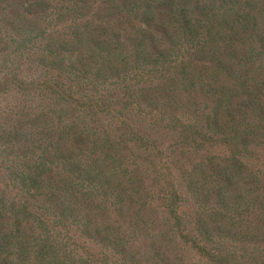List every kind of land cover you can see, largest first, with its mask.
Masks as SVG:
<instances>
[{
  "label": "rangeland",
  "instance_id": "obj_1",
  "mask_svg": "<svg viewBox=\"0 0 264 264\" xmlns=\"http://www.w3.org/2000/svg\"><path fill=\"white\" fill-rule=\"evenodd\" d=\"M116 1L0 0V205L28 192L39 200L58 194L40 209L59 250L29 264H264V131L256 129L263 122L249 109L237 112L238 131L258 134L247 149L229 141L234 133L222 135L220 124L233 118L229 105L237 106L238 95L264 111L257 44L264 42V0H240L227 16L236 27L239 11L251 22L239 27L234 46V31L222 24L226 1H214L220 13L191 37L182 11L204 17L211 4L125 0L120 15L134 29L121 39L126 50L113 54L117 40L104 17L116 15ZM161 4L168 16L158 12ZM132 5L141 7L138 16ZM157 30L162 35L153 37ZM201 109L217 122L208 133L214 144L199 135L185 140L173 123L162 135L148 130L164 115L203 131ZM93 121L100 124L90 131ZM121 127L144 143L122 139ZM225 158L231 175L221 169ZM203 222L215 243L200 235ZM232 232L242 236L227 238ZM10 236L0 231V244Z\"/></svg>",
  "mask_w": 264,
  "mask_h": 264
},
{
  "label": "trees",
  "instance_id": "obj_2",
  "mask_svg": "<svg viewBox=\"0 0 264 264\" xmlns=\"http://www.w3.org/2000/svg\"><path fill=\"white\" fill-rule=\"evenodd\" d=\"M151 1L152 0H144V3L149 7L155 6V4L152 3ZM214 1H217V0H206V2H203V3H202V0H200L198 2L197 7L207 6L209 4L215 7V9H213L212 11H209V13H207L204 17H196L194 15H191L188 17L186 13L182 11V15H183L182 19L185 22L184 23L185 28L188 30L191 37H193L194 34H199L200 30L205 29L207 24H209L210 21L214 17L217 16V13H220V11L216 9ZM224 1H226L227 8L225 7L223 9V12H226V15L223 16L224 19L222 20L223 29L226 26H228L227 27L228 29H231V31H234V44H233L234 46L235 44L240 43V41H237L239 27L241 26L244 28H248L251 22L247 20L248 18L247 14L245 13L241 14V11H239V15L242 17H240L239 20L236 21V23H239V26L236 27L235 23L232 22L230 18H228L227 16L231 14L233 11H235L237 6L239 5L238 3L240 0H231L232 3L229 0H223V2ZM116 2H117L116 5H118L116 10H114V13L116 15L115 16L108 15L104 17L105 20L109 22L105 24L108 27H110V29L113 31V34H114L113 38H116L117 40V48L115 44L113 54H116L119 47H123V49L126 50V46L125 44L121 42V39L125 36V33L127 31L129 34L134 29V26L132 24H129V22L125 20L124 18L125 16L123 17V15H120L121 10L124 8V6H126L125 0H117ZM140 5L142 7L141 2H140ZM141 7L132 5L129 11L130 13L136 11L135 16H138L139 12L141 11ZM161 7H162V4L160 5V8L157 7L158 12L162 11L163 14L166 15L165 13L166 9L161 8ZM119 17H122V20L118 19ZM100 22L104 24V21L100 20ZM162 33L163 31H158L157 35H153V37L160 36L162 35ZM141 35L142 34L138 35V40L141 37ZM106 43L108 44L107 40H106ZM139 43H140V46L138 48L140 52L138 53V55L142 53L141 50L143 49L142 48L143 41L140 40ZM257 44H259V47L262 49L261 55H264V42L261 44L260 43H257ZM257 44L255 45L258 47ZM121 60L123 61L125 65V60H126L125 57H121ZM117 71L119 72L118 68H117ZM239 86L240 88L243 89L242 85H239ZM248 94L249 93H244V96L246 97ZM61 96L64 97V99L69 100L65 95H61ZM238 99H239V102L237 106L232 105L233 109L234 107L237 108L236 110H233L232 107L229 105L230 114L233 116V118L229 120L230 118L228 117L229 118L228 121H224V117L222 116V120L220 124L222 125V135L223 134L225 135L226 131L228 132V135L230 136H231V133H234V137L229 138V141L234 143L235 146L247 149L252 146L254 147L258 144V142L255 140L256 138H258V134L255 131L248 130V129H242L240 133L237 129L238 126L235 124L236 114L239 111L241 115L240 110L242 108L249 109V111L252 113L256 112L258 118L261 119L263 122V124L256 129L259 131L261 130L264 131V111L262 112V109L260 108V106L256 102H253L251 98L248 99V102H249L248 106L244 103L243 99L239 95H238ZM225 101L229 102L226 99ZM226 102H222V103L226 105L227 104ZM126 110L129 115L131 110L130 109H126ZM93 111L96 112L95 115H98L103 112L102 107H94ZM199 114L201 115L200 123L206 126L205 130L203 131H199L196 129L194 130L192 127V124L189 121H181L180 119H177L178 116H174L173 117L174 120L170 119L169 121H167L164 115L160 117H156L155 120L149 126L148 130L152 136L162 135L163 133L161 131L163 129H167V127L171 126L173 123L174 125H178L182 129L181 133L184 134L185 140L191 139L195 135H199V137L202 136L201 140H205L204 142L212 143V144L216 143L217 141H214V139L210 138L208 133L213 130L212 125H217V122L214 120L213 116H210V114L205 113V111L202 109L201 111H199ZM110 115H111V112H110ZM124 117L127 119V115ZM67 119L68 121H72L73 114L67 117ZM86 120H87L86 117L82 114V116L80 117V123L82 124V122ZM97 123L98 121L87 123L86 127H88L90 131H92L94 126ZM121 123L123 125L124 123H128V122H121ZM99 124L100 123H98V125ZM118 132H122V135H121L122 139H124L127 136L128 137L132 136V137H136L137 139H139V137L141 136L138 132L135 133L134 129L129 130L128 128H123V127H121L118 130ZM99 134L104 135L103 129L100 131ZM140 140H142V142L144 143L142 136L140 137ZM96 143H98V139ZM196 143H197L196 141L193 142V144H196ZM149 144L150 143L147 142V146H149ZM190 145L191 143H187L188 147H190ZM41 146L43 145L41 144L39 147ZM39 147L37 148L39 149ZM231 156L235 160L237 159L238 156H240V154L235 152ZM224 160H225V163L221 169L223 171H226L225 173H228L229 175H231L232 173L228 165L229 159L225 158ZM221 163H218L217 166L220 167ZM225 167H227L228 170L224 169ZM23 186H27V185H23ZM47 189L50 190V188H47ZM59 191H62V189H60ZM14 192L19 193L18 191H16V189L14 190ZM57 195H54L53 193L50 194L49 192H45L43 194V198L39 200L37 199V197L32 196L31 193L28 192L27 194H25V196L27 197H23L21 199L15 197L13 198L12 201L6 202L3 200V203L0 205V231L8 229L9 231H11V236L9 237V240L7 242L5 241L0 244V264H12L13 260H17V264H29L30 258L32 257H38L40 260L45 261L49 253L56 252L59 250V242L57 241L55 243L53 240V236L49 234L48 227H47V217L41 212V209H40V208L43 209L40 203L43 205L52 204L51 206L48 205L49 207H52L53 202L57 198ZM172 195H174V198L171 200L172 210L174 211V220L177 223H180L182 216L179 213L178 203L173 204V200L176 197V191L173 190ZM105 210L110 211V208H105ZM204 224L207 226V228L205 230V233L203 234L202 231H200V227H199L200 235L202 236L203 239H206L208 242L213 241L215 243L216 240H210L212 239L214 235V231L212 229L210 230V227L206 223ZM41 227H43L41 231L37 232L38 229H40ZM231 227L236 229L237 223H233ZM43 232H45L46 235ZM179 233L181 236L183 235L181 232ZM241 236L242 235L238 234L237 232H232L228 234L227 238H231V237L240 238ZM218 240L221 241L222 237H218ZM46 250L48 251L46 252ZM206 256H208L207 251H206ZM214 263L222 264V262H214Z\"/></svg>",
  "mask_w": 264,
  "mask_h": 264
}]
</instances>
